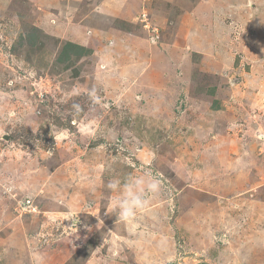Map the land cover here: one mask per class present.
<instances>
[{
  "label": "rangeland",
  "instance_id": "1",
  "mask_svg": "<svg viewBox=\"0 0 264 264\" xmlns=\"http://www.w3.org/2000/svg\"><path fill=\"white\" fill-rule=\"evenodd\" d=\"M0 264H264V0H0Z\"/></svg>",
  "mask_w": 264,
  "mask_h": 264
},
{
  "label": "clouds",
  "instance_id": "2",
  "mask_svg": "<svg viewBox=\"0 0 264 264\" xmlns=\"http://www.w3.org/2000/svg\"><path fill=\"white\" fill-rule=\"evenodd\" d=\"M13 187L7 186L6 190L11 192ZM107 187L110 191L118 193L114 201V211L118 219L132 221L138 212L149 206L151 198L161 193L163 186L159 177L145 172L143 175L127 178L123 185L120 180L113 179L109 181Z\"/></svg>",
  "mask_w": 264,
  "mask_h": 264
}]
</instances>
